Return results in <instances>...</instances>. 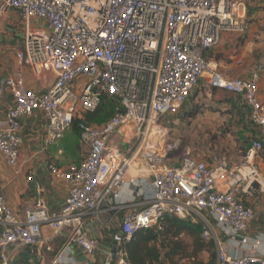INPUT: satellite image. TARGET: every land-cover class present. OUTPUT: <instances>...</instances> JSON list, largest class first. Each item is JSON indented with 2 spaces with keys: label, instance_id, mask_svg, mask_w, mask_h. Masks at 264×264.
<instances>
[{
  "label": "built area",
  "instance_id": "2783aa9c",
  "mask_svg": "<svg viewBox=\"0 0 264 264\" xmlns=\"http://www.w3.org/2000/svg\"><path fill=\"white\" fill-rule=\"evenodd\" d=\"M12 14L23 24L24 37L20 69L0 84V98L7 89L14 98L0 118V153L19 167L22 118L35 110L48 118L47 144L64 138L78 119L85 151L81 162L67 168L48 165L52 176L69 184L60 211L49 212L41 199L21 218L0 194V264H8L10 245L45 244L43 226L64 239L51 264H80L71 247L94 254L99 240L87 236V223L124 204L126 184L136 195L141 192L147 206L125 215L117 255L109 254L102 264H129L125 244L141 229H161L168 216L202 224L209 241L215 222L233 237L241 235L240 246L253 251L232 256L218 245L216 264H264L255 253L261 242L246 236L256 211L241 199L243 193L264 192L255 161L263 139H254L238 164L217 158L212 165L186 152L178 155L176 167L169 162L181 140L172 137L166 121L208 73L212 88L243 96L264 138L259 70L248 78H228L206 57L223 34L246 32V0H0V21ZM24 68L38 81L54 74L53 86L28 87ZM106 96L120 101L116 114L99 125L84 121ZM130 168L150 178L146 188L135 176L127 179Z\"/></svg>",
  "mask_w": 264,
  "mask_h": 264
},
{
  "label": "crops",
  "instance_id": "0c3cea01",
  "mask_svg": "<svg viewBox=\"0 0 264 264\" xmlns=\"http://www.w3.org/2000/svg\"><path fill=\"white\" fill-rule=\"evenodd\" d=\"M246 3L249 10L246 32L223 34L219 44L208 51L207 59L211 67L219 69L228 78H248L253 70L258 69L261 77L259 98L264 104V0H246ZM12 20L0 21V84H5L6 80L20 69L17 54L23 48L24 31L17 28ZM24 70L28 87L46 91L53 86L54 74L45 73L44 78L38 81L28 68ZM13 103L14 98L7 89L0 98V118L5 116L6 110ZM168 118L171 119L169 125L172 137L181 140L180 150L169 162L170 165L178 164L180 158L178 155L186 152L212 165L216 164L217 158H226L231 165L238 164L243 160L254 139L261 138L264 141L251 119V108L243 96L224 89L212 88L209 85L208 73L200 79L179 112ZM48 124V118L42 110H35L32 115L22 118L20 131L22 145L20 165L17 169L13 168L0 153V194L21 218H24L41 199L46 202L49 212L60 211L68 197L69 184L64 179L52 176L48 165L53 163L67 168L84 158L85 149L72 129L55 144H47ZM255 161L264 175V150L256 156ZM134 176L142 180L146 188L150 178L142 176L137 169L130 168L127 179ZM140 194L136 195L133 187L126 184L121 189L124 204L101 215V219L88 221L86 234L97 238L99 245L90 256L82 248L73 245L71 254L80 264H102L109 254L114 253V248L113 256L117 255L119 230L125 215L147 206ZM241 199L256 211V217L250 223L246 236L261 242L255 253L264 257V192L243 193ZM212 227V241L216 251L214 258L206 250L201 251L196 259L183 256L182 253L192 250L193 245L192 237L182 233L179 235L181 243L178 249L174 244L177 237L169 236L167 239L161 238L158 242L151 243L159 253L157 263L216 264L218 245L232 256L253 253L249 245L240 246L241 235L233 237L215 222L212 223ZM42 231L46 239L43 245H10L7 249L8 264H51L62 249L64 239L53 238L49 226H43ZM48 246H51V250L47 249ZM171 251L176 253L171 255Z\"/></svg>",
  "mask_w": 264,
  "mask_h": 264
},
{
  "label": "trees",
  "instance_id": "16d2710c",
  "mask_svg": "<svg viewBox=\"0 0 264 264\" xmlns=\"http://www.w3.org/2000/svg\"><path fill=\"white\" fill-rule=\"evenodd\" d=\"M248 9V8H247ZM249 14V10H248ZM209 51V50H208ZM206 52V57L207 53ZM118 108H121L120 101L116 98L106 96L103 98L99 108L84 115V121L89 124H102L112 118ZM72 130L79 135V120H75ZM184 233L192 237L193 249L188 252H183L185 257L197 258L198 254L203 251H209L211 256H216L215 244L212 240H206L203 236V226L200 223L192 222L191 220H182L178 217L168 216L164 219L163 226L159 230L154 228L141 229L136 232L132 238L125 244L129 263L134 264H158L159 253L157 248L151 243L158 242L161 238L167 239L177 237L175 240V248L181 243L179 235ZM171 255L176 251H171Z\"/></svg>",
  "mask_w": 264,
  "mask_h": 264
},
{
  "label": "rangeland",
  "instance_id": "374dc122",
  "mask_svg": "<svg viewBox=\"0 0 264 264\" xmlns=\"http://www.w3.org/2000/svg\"><path fill=\"white\" fill-rule=\"evenodd\" d=\"M13 18H15V20H12ZM10 21V20H12V23L17 27V28H20V29H22L23 30V24L20 22V20L18 19V17L15 15V14H12L11 15V17H10V19H5V21ZM36 24H37V22H35ZM13 25V26H14ZM168 117H170V115H168L167 116V120L166 121H168V123H171V119L170 118H168Z\"/></svg>",
  "mask_w": 264,
  "mask_h": 264
},
{
  "label": "water",
  "instance_id": "95a60500",
  "mask_svg": "<svg viewBox=\"0 0 264 264\" xmlns=\"http://www.w3.org/2000/svg\"><path fill=\"white\" fill-rule=\"evenodd\" d=\"M178 166H179V164H176V167H178ZM114 253H115V248H114ZM114 253H113V254H114Z\"/></svg>",
  "mask_w": 264,
  "mask_h": 264
}]
</instances>
